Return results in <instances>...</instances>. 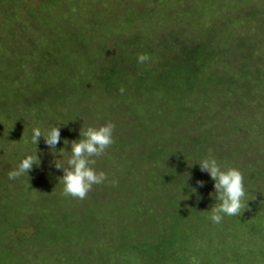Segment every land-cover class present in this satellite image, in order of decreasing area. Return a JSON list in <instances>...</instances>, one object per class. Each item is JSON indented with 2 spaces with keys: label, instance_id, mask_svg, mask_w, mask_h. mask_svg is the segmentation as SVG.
Segmentation results:
<instances>
[{
  "label": "trees",
  "instance_id": "16d2710c",
  "mask_svg": "<svg viewBox=\"0 0 264 264\" xmlns=\"http://www.w3.org/2000/svg\"><path fill=\"white\" fill-rule=\"evenodd\" d=\"M95 1L98 3L97 7L93 5L92 0H0L1 123L8 125L20 117L17 108L21 105L24 111L33 115L34 123L41 130L49 129L53 119L64 116L65 126L60 128L61 140L56 146L57 149L62 147L65 140L69 142L70 147L72 141L79 140L80 131L89 126L97 127L99 124H105L103 121L115 125L114 143L106 153L105 162H97L100 168H94L97 172L109 170L106 172L109 180L115 179L118 184L115 187L111 184L104 187L105 183L94 185L92 188L94 192L83 200L62 194L53 196L52 194L56 192L53 186L49 190L34 193L35 196H41L37 205L43 210L34 222L32 219L28 221L34 223V229L37 226L42 228V224L52 226L50 244L69 235L70 240L77 243L86 239L90 242L91 248L95 242L94 238H97L95 234L105 226L100 211L106 215L118 214L121 218V213L131 208L127 203V196L130 195V201H137L133 193L138 189L142 194L148 192L156 196L159 192L173 195L169 203L157 204L164 209L153 206L150 214L137 212L135 214L137 223H133L128 229V234L122 236L120 234L119 245L136 251L141 260L149 255L152 261L160 262L159 264H175L180 262L182 258L180 254L184 251L181 250L180 243L183 239L189 238L187 232L181 230L185 226L181 220L189 214L181 208L188 204V202L182 204V199L195 196L197 197L195 209L202 208L204 212L210 213L205 206L207 200L213 198L215 193L212 191V196L209 195L210 175L203 187H199L196 192L192 189L196 188L197 181L205 178V175H202L205 172H202L198 165L204 155H208L210 151L211 158L218 160L225 157V148L223 150L218 141L223 134L222 130L226 131V126L221 127V120L226 115V123L230 125L228 130L243 131V141L236 143L237 147L242 145L245 147L247 143L253 141L251 132L258 131L260 127L258 125L261 123L254 119V112L250 110V106L254 102V91L260 90H257V87L261 83L255 79L258 76L264 77V73L262 74L264 68L257 64L252 65V62L248 68L244 65V60V63H236L239 60H234L237 69L231 71L227 67V63L232 61L226 58V51L220 54L215 48L222 43H212L214 31L212 26L216 21L223 20V15L206 25L201 24L199 16L205 12H220L217 4L203 0L201 5L209 7L206 11L198 7L194 9L189 7L190 9L176 14L173 12L175 6L166 9L163 0H136L135 4L143 1L147 2L148 7L154 1L157 7L153 11L148 7L141 6L136 10L129 7L131 10L123 9L118 13V9L112 8L111 5L122 7V0ZM161 6L164 7L163 11L160 10ZM221 7L226 8V5ZM234 9L239 11V7L235 6L229 7L227 11L231 12ZM156 12H160L165 18H171L172 21L194 15L192 20L200 21L202 40L195 41L190 37H184L180 31L175 30L174 25L171 30L163 32L166 23L163 20H156L155 24L161 31L155 43L150 44L143 31L134 28L132 24L136 20L147 24L148 14L153 15ZM84 14L89 15L85 22ZM240 15L242 13L237 12L231 20L226 17L227 22L234 25L227 37L230 38L236 32L241 33L239 28L243 25L237 21ZM173 23L179 24L178 21ZM80 30L84 31L82 35ZM79 37L80 47L74 42ZM111 38L113 44L110 45ZM243 44L244 41H241L240 50ZM249 46L247 45V54L251 55L252 48ZM139 54H147L156 64L138 63ZM81 58H84L85 65L79 69L72 62L76 59L82 60ZM218 63L225 66L221 68ZM75 88H81V92L75 94L72 90ZM121 88L124 89L123 93L120 91ZM69 92L73 94L70 95ZM190 94H195L196 97L189 96ZM230 94H233V97L228 98L227 95ZM218 96L219 103L215 100ZM94 97L108 98L117 101L118 104V100H121L123 102L118 106L130 112L135 109L134 101L144 102L149 107L157 109L159 115L155 116L154 113L153 116L159 123V132L151 138H154L160 147L143 149L140 143L146 140L124 133L123 126L127 125L129 128V124L134 120L124 118L120 120L122 123L117 122L111 112L100 117L102 110ZM127 101H132V104L126 105ZM213 104L216 106L212 107ZM188 119L194 122H187L185 127L182 122ZM44 120H48L49 125H44ZM139 120L135 119L136 122ZM217 120L220 122L213 126V121ZM82 121H85V124L80 127L79 123ZM77 127L79 131L76 130ZM248 127L253 129H247ZM182 128L185 130H181ZM193 133H196L195 138L192 137ZM189 135L192 138H188ZM7 136L8 134L0 137L2 170L0 174L4 173V176L0 177V193L5 195V198H0V213L5 214L2 216L4 227L0 226V248L6 246L0 249V264H17L23 258L15 257L12 250L15 248L14 238L27 240L37 231L35 229L34 234L29 236L22 232L16 237L11 236L12 230L15 234L25 215L21 200L27 195L29 196L27 199H32L28 189L32 190L33 187L29 181L18 188L17 183L21 177L17 180L8 179L7 173L15 169L21 159L17 154H12L13 157L8 158L10 143L5 138ZM40 141L49 149L44 140ZM198 144L202 145L199 147L203 152L202 156L195 151ZM165 146L175 149L170 158L165 153L168 149ZM112 153L121 155L122 163L117 166L118 168L106 169L107 159L111 165ZM128 154L132 159H127ZM263 176L264 169L260 174L252 172L247 179L254 182L263 179ZM247 179H244V183L248 182ZM244 187L247 189L250 183ZM110 188H113L111 192L115 197H109ZM45 193L53 197H45ZM58 199L64 203H69L72 199L80 202H75L76 204L71 206L73 210L67 211L56 207ZM260 199L255 206L250 205L251 201H243L245 208H242L240 215H226L228 230L226 243L222 246V250L226 251V260L231 256H237V245L243 244L246 240L252 241L255 235L262 232L261 227L264 229V217L260 213L264 214V198ZM43 201L44 204L40 205ZM10 202L12 203L10 210L4 213L5 205ZM121 202L122 205H118ZM249 213L256 216H249ZM247 215L250 217L249 220ZM81 223L84 225H80ZM231 227L234 228L229 230ZM235 230L239 231V238L236 239L233 234L228 235L230 233L227 232ZM78 233L84 237L78 238L76 236ZM174 234L177 236L176 240L171 238ZM222 237L225 239V235ZM116 238L118 239V235ZM170 247L172 248L169 249ZM9 248L12 251L8 250L10 251L8 254L6 249ZM252 250L251 257L259 259V262L264 264V250L257 247ZM107 257L111 258L109 254ZM24 258L26 260L23 259L21 264L30 261L29 256ZM133 260V256L126 251L119 256L116 264H132Z\"/></svg>",
  "mask_w": 264,
  "mask_h": 264
},
{
  "label": "rangeland",
  "instance_id": "374dc122",
  "mask_svg": "<svg viewBox=\"0 0 264 264\" xmlns=\"http://www.w3.org/2000/svg\"><path fill=\"white\" fill-rule=\"evenodd\" d=\"M94 6H98L97 1L92 0ZM203 0H163V3L165 5V8L170 6H175V10H173L174 13L184 12L190 8H202L203 11H206V6H202ZM210 2V4H217L219 6L218 13L211 12L204 14H200L201 18V24H211L209 22L213 21L215 22L218 17L222 14L223 20L216 21L212 28H213V41L212 43L216 44L222 43V45H216V50L218 53L223 54L226 51V55L229 60L232 62L227 63V67L232 71L233 69H237L234 65V60H239L236 63H242L244 60V65L248 68L250 67V63L252 62V65H259L264 68V0H205ZM136 0H122V7L111 5L112 8L118 9V13L122 11L123 9H132L136 10L138 8L142 7H148L147 2H138L135 4ZM112 3V2H110ZM160 5H162L160 3ZM225 6L221 7V6ZM239 7V11L232 10L231 12H228L229 7ZM130 7V8H129ZM157 6L154 4V1L152 2V5L149 8L150 11H153ZM190 7V8H189ZM130 9V10H131ZM160 10L163 11L164 7L161 6ZM166 12V11H165ZM164 12V14H166ZM228 12V13H227ZM242 13L240 17H237L238 22H242L243 27L239 28L241 33H237L234 35H231L230 38L227 37V34L233 29L234 25H232L229 21L227 22V19L231 20L235 17L236 13ZM192 17H187L185 19H177L175 21H178L179 24H175L169 17H164L160 14V12H156L155 14L151 15L148 14L147 20L148 23L142 21H134L132 26L137 29H140L143 31L144 35L146 36L147 42H150V44L155 43V39L160 34L161 29L158 28V26L155 24L156 20H163L166 23V26H163L164 30H171L172 26L174 25L175 30L180 31V33L184 37H190L194 39L195 41H201L203 38V33H201L200 28V21L196 22L195 19L192 20L194 15H189ZM89 17V15L84 14L83 15V21L85 22L86 19ZM83 23V22H81ZM168 23V24H167ZM227 23V24H226ZM82 25H80L81 27ZM115 26H117L115 24ZM152 26H155L156 28H151ZM208 34V29H206ZM79 32V30H78ZM81 35L84 33V31L80 30ZM32 33V31L30 32ZM242 37L240 40L239 37ZM81 37V36H80ZM75 39L74 42L77 46L80 47L79 42L81 41V38ZM233 37H235L233 39ZM209 40V38H208ZM241 41H244V44L242 46V50H240L241 47ZM254 43V44H253ZM113 44L112 38L110 41V45ZM247 45H250L249 48H252V54H247ZM255 46V49H254ZM254 50L255 53H254ZM240 57H242V60H240ZM255 57V61H254ZM82 60H75L72 62L76 66H78L79 69L85 65L84 58H81ZM149 64L153 65L156 64L155 62L149 60ZM221 68H223L225 65L223 63H218ZM264 72L262 71V74ZM261 74V75H262ZM260 81V85H258L257 90L254 91L255 98L253 99V103H251L250 110L253 113L254 119H257L259 123L258 126H260L255 132H251L253 136V141L247 143L244 147V145L237 147L238 142L243 141V131L234 129L228 130L230 125L226 123V115L221 120V127L226 126V131L222 130V136L219 137L218 141L222 145V149L225 148V157L219 158L217 160V163L221 166L222 169L227 168H236L238 169L242 175L243 178L247 179L251 176L252 172H257L260 174L262 170L264 169V77L258 76L257 79ZM75 94H79L81 92V88H75L72 89ZM244 91V90H243ZM85 93V92H83ZM69 94H73L69 92ZM190 94L189 96H191ZM76 96V95H75ZM93 96V95H92ZM192 97H196L195 94L192 95ZM227 97L231 98L233 97V94L227 95ZM94 100L100 105L102 113L100 117H103V114H107L108 112H111V115L115 118L117 122L122 123V119L128 118L130 120H134V122H131L129 124V128L127 125L123 126V131L126 134H133L135 136H140L141 139L146 140V142L140 143L141 146H143V149L145 148H151V147H160V144L155 143L154 138H151L153 135L157 134L159 123L154 119L153 114L155 113V116L159 115V111L157 109H153L154 107H149L146 103H140L137 101H134V108L133 112H130L128 110H123L118 105L121 104L123 101L118 100L119 104L115 101H112L108 98H100V97H94ZM217 103L220 101V97L218 96L216 99ZM149 102V101H148ZM116 104V105H115ZM126 105H131L132 101H127L125 103ZM216 104H213L212 107H215ZM122 110H121V109ZM1 109V108H0ZM17 111L20 114V117L15 118L13 123L11 124H2L0 120V137H3L8 134L6 139H8V143H10V147L8 146L9 151L7 154L9 155L8 158L13 157L12 154H17L20 156V159L22 160L26 155L28 154H35L37 152L38 159L40 160V165L37 167L36 165H33V169L31 174L28 173L27 175H24L20 178V180L17 183V187L20 188L23 185L26 184V182L29 183L31 181L32 190H29L28 187V194L32 195V199H27L29 196L23 197L21 202L23 203V211L25 213L22 222H20V225L16 228V232L14 234V230L11 232V236L16 237V235H19L20 232L23 234H26L27 236L33 235L36 229V234L26 239L21 238H14L13 245L15 248V257L24 258L25 256H29L30 261L24 262L23 264H116L118 258L120 255L125 254L126 251H128L134 258L132 264H159L160 262H154L151 260V257L147 255V258H144L141 260L138 256V253L136 251H132L130 249H127L123 245L120 244L119 236L121 234H128V229L131 228L133 223L136 222L135 214L137 212H145L146 214H150V209L154 206L158 209H164L162 206H157V204H161L164 202L169 203V199H172L173 195L169 194H159L154 196V193L149 194L148 192L145 194H142L141 191L138 189L133 194H135L137 201L135 202L130 201L129 197L127 196L126 200L128 205L131 207L127 210H124L121 214V218H119L118 214L114 215H106L103 211H100L101 218L104 221L105 226H103L96 234L94 238L95 242H93L91 248L90 242L86 241V239H82L77 243V241L70 240L71 236L67 237H61L60 240L52 242L50 244V234L53 232L52 226H47L46 224H42V228L39 226H36L34 229V220L37 219V217L41 214V211L43 208H38L37 202L39 201V198L41 196H35L34 193H40L44 190H49L54 188L56 191L53 193V196H58L57 194H62L63 190V184L59 183V178L63 176V172L61 170H58L55 168L53 161L56 159H62L65 164L69 156L71 155V148L66 147L63 143L62 147L56 148V152L46 149L41 141H39L38 145H34L31 143V135H32V129L34 127H38V125L33 120V115L29 114V112H26L22 109V105L17 108ZM121 112V113H120ZM125 113V114H123ZM136 118H139L140 120L138 122L135 121ZM101 121V120H100ZM105 124L108 123L107 121H103ZM187 122H194L193 120H185L182 122V124L186 126ZM215 122V123H214ZM220 120L213 121V126L218 125ZM48 120H44L43 124L49 125ZM127 123V121H125ZM85 124V121H82L79 123V126L82 127ZM105 124H99L97 127L105 125ZM52 126H59L60 128L65 126V118L64 116L57 117L53 119ZM2 128V130H1ZM247 129H253V127H248ZM76 130L79 131V128L77 127ZM185 130V129H181ZM228 130V131H227ZM45 131V130H42ZM179 131V130H178ZM30 132V134H29ZM29 135V137H28ZM185 135V134H184ZM183 135V136H184ZM80 137V136H79ZM192 137H196V133H193ZM191 135L188 136V138H192ZM128 139V137H125ZM80 139V138H79ZM41 140H43L41 138ZM168 146V145H167ZM165 146V148L167 147ZM201 144H198L196 146V153L200 156L203 155L202 150H200L199 147H201ZM168 149L165 150V153L168 154V158L171 157V154L175 149H171L170 147H167ZM60 149H65L66 152L59 153ZM195 149V147H194ZM109 151V148L106 150L105 154L101 157L95 158L96 164L93 166L95 168H100L99 161L105 162L106 159V153ZM6 156V155H5ZM127 159H132L131 155L128 154ZM212 157V152L209 151L208 155H204L202 157V160ZM122 156L118 154H111V165L108 164L110 161L107 159V165L106 169H113V167H117L122 163ZM253 162V163H252ZM4 164V163H3ZM14 166V165H13ZM17 167V166H16ZM14 167V168H16ZM118 168V167H117ZM105 173L109 172V170H103ZM2 172V170H0ZM107 174V173H106ZM250 174V175H249ZM4 176V173L0 174ZM6 175V174H5ZM202 175H205L201 181L205 183L208 182V173H204ZM109 178V177H108ZM111 180V178H110ZM109 180V181H110ZM194 180V179H193ZM244 183H250V187L247 189L245 188V197L249 198H243V201H251L250 205L255 206L258 205L260 198H264V176L261 180H256L250 182L249 179H247ZM1 181V180H0ZM10 183V181H8ZM214 181L210 179V196H212V191H215L214 189ZM12 184V183H11ZM105 186H109L110 183L108 181H105ZM140 186V183H139ZM94 187V186H93ZM103 187V189H104ZM115 187V186H114ZM113 187V188H114ZM113 188L109 189L108 194H111L109 197H115L112 196L114 193L111 192ZM158 189V188H157ZM196 191L199 189V187L196 184ZM131 190V189H130ZM92 191V190H91ZM89 192L88 195L92 194V192ZM195 191V192H196ZM17 193V192H16ZM15 193V194H16ZM33 195L35 197H33ZM51 194L45 193V197H53ZM87 195V196H88ZM123 196V195H122ZM15 197V195H14ZM13 197V199H14ZM187 199H182L183 202H188L186 207H181L184 211L188 212V216L184 218L183 225L185 226L181 229L183 231L187 232V236H189L188 239H183L180 243L181 250H184L183 253L180 254V262L175 264H262L259 262V259H255L251 257V253L253 252V248L257 247L258 249L264 250V229L261 227L262 232L259 233V235H255L253 240H246L243 244L237 245V256H231L226 260V251L222 250V246L226 243V230H228V227L226 225L227 218L226 215L224 216L223 220L219 224H214L211 219V207L218 203L216 201V194L214 193L213 198L207 200V203L205 206H207L208 210H210V213H206L202 208L199 210H196V203H197V197L188 196ZM0 198H5V195L3 193H0ZM87 198V197H86ZM85 198V199H86ZM124 198V197H122ZM27 199V201H25ZM56 199V198H55ZM117 198H115L116 200ZM191 199V200H190ZM1 200V199H0ZM59 200V199H58ZM73 199L69 203H64L63 201L59 200V202L56 203V207L58 206L61 209H65L67 211H71V206L80 202ZM10 204L5 205L4 213H6L8 210H10ZM44 204V201L40 204ZM39 205V206H40ZM118 205H122V202ZM151 205V206H149ZM9 207V208H8ZM177 208V209H181ZM73 210V209H72ZM12 212V210H11ZM10 212V214H11ZM245 212V211H244ZM261 215L264 217L263 212H260ZM3 213H0V226L2 225L4 227V224L2 223L3 219ZM35 215V216H34ZM249 216H256L254 213H249ZM250 217L247 215V219L249 220ZM32 222L28 221L31 220ZM36 223V222H35ZM84 225V224H80ZM124 228V229H123ZM234 227H231L229 230H232ZM121 229L122 232H121ZM41 231V232H40ZM232 235L233 237L239 238L238 234L239 231H227ZM242 232V228H241ZM190 233V234H189ZM118 235V239L116 236ZM225 235L224 237H222ZM78 238L84 237L81 233H78L76 235ZM251 236V234L249 235ZM67 238V239H65ZM172 239L177 238L176 234H174ZM54 239V238H53ZM52 239V240H53ZM121 239V238H120ZM119 241V242H118ZM125 241V240H124ZM70 243V244H69ZM74 243V244H73ZM67 244H69L67 246ZM5 247H1L0 249H4ZM170 247L169 249H171ZM7 253L9 254L11 248L6 249ZM11 250V251H12ZM107 254L111 256L107 257ZM186 256L184 257V255ZM184 257V258H183ZM21 259L17 264H21L24 260ZM28 261V259H27ZM229 261V262H228ZM258 262V263H257ZM16 263V262H15Z\"/></svg>",
  "mask_w": 264,
  "mask_h": 264
},
{
  "label": "clouds",
  "instance_id": "9594fccd",
  "mask_svg": "<svg viewBox=\"0 0 264 264\" xmlns=\"http://www.w3.org/2000/svg\"><path fill=\"white\" fill-rule=\"evenodd\" d=\"M149 60L150 57L147 54H139L137 57V62L140 64H144ZM120 91L123 93L124 89L121 88ZM114 129L115 125L108 122L99 127L89 126L85 130H81L80 139L71 142V155L66 164L62 159L53 161L55 168L63 172V176L59 178V183L63 184L62 195L83 200L94 185L103 184L105 181H108L112 186L118 184L117 180L112 179L109 181L105 172H97L93 167L96 164L95 158L103 156L114 143ZM41 138L53 153L61 140L60 127L51 126L45 131H42L40 127H34L31 143L37 146ZM64 144L67 147L69 142L65 140ZM63 152H66V150L60 149L59 153ZM40 163L37 152L28 154L15 169L7 173L8 179L17 180L24 175L28 176V173L33 169V165L38 167ZM198 165L200 170L208 173L215 182L214 189L218 203L211 207V221L214 224H219L225 215H240L242 208H245L243 202L245 187L242 173L236 168L222 169L217 160L211 157L200 161ZM197 186L203 187L204 182L197 181ZM192 191L195 192L196 189H192Z\"/></svg>",
  "mask_w": 264,
  "mask_h": 264
}]
</instances>
